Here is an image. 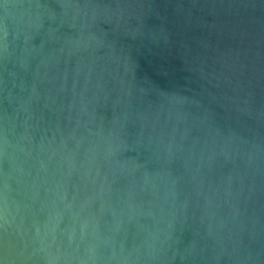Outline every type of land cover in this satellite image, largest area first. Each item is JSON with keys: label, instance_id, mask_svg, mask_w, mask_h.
<instances>
[{"label": "water", "instance_id": "obj_1", "mask_svg": "<svg viewBox=\"0 0 264 264\" xmlns=\"http://www.w3.org/2000/svg\"><path fill=\"white\" fill-rule=\"evenodd\" d=\"M0 264H264V0H0Z\"/></svg>", "mask_w": 264, "mask_h": 264}]
</instances>
